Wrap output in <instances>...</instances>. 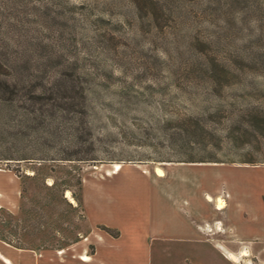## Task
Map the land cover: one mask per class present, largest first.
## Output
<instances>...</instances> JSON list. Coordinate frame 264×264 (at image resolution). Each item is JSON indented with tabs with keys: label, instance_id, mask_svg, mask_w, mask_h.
<instances>
[{
	"label": "rangeland",
	"instance_id": "rangeland-1",
	"mask_svg": "<svg viewBox=\"0 0 264 264\" xmlns=\"http://www.w3.org/2000/svg\"><path fill=\"white\" fill-rule=\"evenodd\" d=\"M0 61L20 95L64 94L71 114L56 136L12 138L16 156L50 160L37 179L38 159L0 160L26 186L17 210L0 211V241L43 250L84 240L90 221L63 200L65 183L84 198L90 178L133 166L171 204H207L190 218L213 225L209 248L264 264V0H0ZM177 260L155 254L153 264Z\"/></svg>",
	"mask_w": 264,
	"mask_h": 264
},
{
	"label": "crops",
	"instance_id": "crops-1",
	"mask_svg": "<svg viewBox=\"0 0 264 264\" xmlns=\"http://www.w3.org/2000/svg\"><path fill=\"white\" fill-rule=\"evenodd\" d=\"M140 173L133 166H125L113 176L97 175L85 183L84 205L90 231L84 240L62 249L43 250L0 241V264H153L155 254L176 257L175 264L207 263L209 258L213 264H238L237 258L244 250L239 253L223 249L218 243L209 248L208 239L214 236L207 233L210 223L203 224L199 218L191 220V215L207 216L206 203L183 201L181 205L171 200V204L165 195L170 194L168 191H153L150 187L151 171L143 179ZM17 179L16 173L10 175L0 169V208H19L21 184ZM2 191L12 202L2 199ZM216 208L222 210L217 200ZM100 225L118 234L112 235Z\"/></svg>",
	"mask_w": 264,
	"mask_h": 264
},
{
	"label": "trees",
	"instance_id": "trees-1",
	"mask_svg": "<svg viewBox=\"0 0 264 264\" xmlns=\"http://www.w3.org/2000/svg\"><path fill=\"white\" fill-rule=\"evenodd\" d=\"M13 66L7 62L0 61V160L14 161V160H28L38 159L39 167H37L34 174H29L28 178L37 179L39 177H48L46 171V164L48 159L44 157H29L25 155L16 156L12 150L15 149V144L12 143V138L23 137L30 130L38 134L49 133V135L56 136L62 129V119L67 118L70 114L68 106L70 101L69 96L62 95L58 96L54 93H50L47 90H30L28 95H20L18 93V81L11 78ZM71 115V114H70ZM66 124L64 123V126ZM71 129V128H70ZM69 143V142H68ZM70 143L69 145H71ZM36 146L44 148L46 142L38 141ZM56 158H51L52 161H56ZM61 159L73 160L72 154ZM81 159V158H80ZM8 163V162H7ZM17 176L21 181V198L23 192L26 191L25 183L22 177L16 172ZM56 182L49 186H55ZM67 191L72 192V197L77 200L78 204L70 202L65 193ZM62 198L72 207L81 206L84 211L86 207L84 205L83 188L80 196H77L72 189L69 188L68 184L65 183ZM22 203V199H21ZM21 205V204H20ZM0 211H7L6 208H0ZM101 229L117 235L118 232L114 231L104 225L99 226ZM15 246V245H14ZM20 247V246H17Z\"/></svg>",
	"mask_w": 264,
	"mask_h": 264
},
{
	"label": "bare ground",
	"instance_id": "bare-ground-1",
	"mask_svg": "<svg viewBox=\"0 0 264 264\" xmlns=\"http://www.w3.org/2000/svg\"><path fill=\"white\" fill-rule=\"evenodd\" d=\"M95 166H96V165H95ZM97 169H99V168H97ZM156 172H157L159 175H163V170H162V168H160V167H157V168H156ZM69 193H70V191H67V196L69 195ZM70 199H71V201H74V198H73L72 196L70 197ZM208 200H209V201L212 200L211 196H208ZM225 204H226V203H225V199L222 198V197H219L218 200H217V207H218L219 209H222V208L224 207Z\"/></svg>",
	"mask_w": 264,
	"mask_h": 264
}]
</instances>
